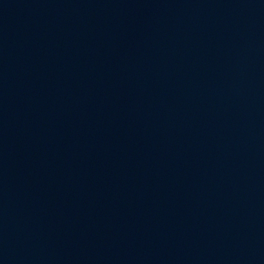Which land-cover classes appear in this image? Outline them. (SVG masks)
Masks as SVG:
<instances>
[{
  "label": "water",
  "instance_id": "95a60500",
  "mask_svg": "<svg viewBox=\"0 0 264 264\" xmlns=\"http://www.w3.org/2000/svg\"><path fill=\"white\" fill-rule=\"evenodd\" d=\"M0 264H264V0H0Z\"/></svg>",
  "mask_w": 264,
  "mask_h": 264
}]
</instances>
